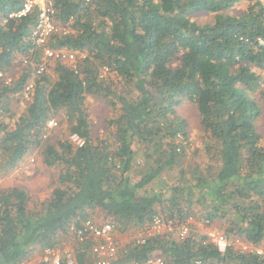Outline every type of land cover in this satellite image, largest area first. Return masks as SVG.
<instances>
[{
	"label": "trees",
	"instance_id": "obj_1",
	"mask_svg": "<svg viewBox=\"0 0 264 264\" xmlns=\"http://www.w3.org/2000/svg\"><path fill=\"white\" fill-rule=\"evenodd\" d=\"M246 3L243 12L229 11ZM53 49L79 54L56 63L54 77L38 76L26 108L10 126V97L33 73L0 86V176L32 150L52 170L43 200L9 187L0 191V264H22L44 249L70 247L75 264H94L92 242L77 243L70 229L100 216L116 234H144L157 216L175 227L189 218L220 222L229 241L264 244V3L260 0H54ZM20 0H0V69L29 48L36 20L12 14ZM213 14L211 23L192 20ZM112 110L109 138L93 139L87 97ZM192 103L206 135L189 170L161 181L187 156L186 122L176 114ZM66 123L68 138H43L51 119ZM78 136L84 144L69 140ZM134 238V237H133ZM135 239L118 263L264 264V255L230 245L223 253L203 233L176 232Z\"/></svg>",
	"mask_w": 264,
	"mask_h": 264
},
{
	"label": "built area",
	"instance_id": "obj_2",
	"mask_svg": "<svg viewBox=\"0 0 264 264\" xmlns=\"http://www.w3.org/2000/svg\"><path fill=\"white\" fill-rule=\"evenodd\" d=\"M20 2V10L11 16L19 18L33 11L36 13L35 23L28 35V53L22 55L20 59L24 69L31 68L33 74L37 77L46 72L47 65L50 62L73 65L79 58H83V54L67 49H53L49 46L48 42L51 36L58 33L56 22L57 10L54 0H20ZM62 32H66L65 29ZM10 83L11 79L6 76L3 69H0V86H9ZM34 83L33 79H29L22 87L21 93L27 103L34 89ZM52 126H56V122L53 119L46 123V128ZM69 140L75 146L81 147L84 144L83 140L76 135L70 136ZM196 231H201L205 234L208 241L221 253L232 245L241 251H255L261 254L256 247L238 238L229 241L223 233L214 228L207 220L198 221L194 218H189L184 224L175 227L172 222H165L156 216L149 230L144 234L135 233L134 239L140 245L144 243L146 236L151 237L162 232H176L178 237L183 239L190 233H196ZM70 233L77 243L92 242L90 251L94 256V264H138L136 262L118 263L121 249L118 246L113 226L109 223H96L92 220H86L79 228L72 227ZM27 262H23L22 264H27ZM39 264H75L74 253L71 251V248L63 250L59 248L44 249L39 258ZM143 264H165V262L159 256H152Z\"/></svg>",
	"mask_w": 264,
	"mask_h": 264
},
{
	"label": "rangeland",
	"instance_id": "obj_3",
	"mask_svg": "<svg viewBox=\"0 0 264 264\" xmlns=\"http://www.w3.org/2000/svg\"><path fill=\"white\" fill-rule=\"evenodd\" d=\"M264 3V0H260ZM246 3H240L232 8L229 13L230 14H239L244 11L246 7ZM214 19L213 14L208 13H198L193 16L192 20L195 21L199 25L211 23ZM58 33L63 31V27L60 25L57 26ZM57 33V34H58ZM15 61L7 70H5L6 76L11 79V83L9 86L13 87L16 85L24 73H26V69L21 65L20 59ZM56 63L50 62L47 65L46 72L44 74L50 76V78L54 77L53 69ZM41 76V75H40ZM38 78L32 73L31 76L27 78L33 79L34 82ZM27 102L24 100L22 93H18L13 97H10V114H13L14 117L9 118V114L5 115V122L10 126L13 124L15 118L20 115L26 108ZM87 108L89 111V121L92 127V138L93 139H105L109 138V133L105 129V122L107 119L112 117L113 113L111 108L108 106L107 102L103 99H99L93 96L87 97ZM264 109V106H262ZM176 114L182 120L186 122V139L185 144L187 146L186 152V160L181 167L175 168L168 175L164 174L161 181H171L176 178L178 174L181 173V170L186 171L189 170L193 165V159H197L196 151H201L203 149V144L206 141V135L202 130L200 125V117L197 112L196 107L188 102L183 101L177 108ZM56 122V126H52L50 128H46L44 130L43 138L49 139L51 142L55 140V138L67 139L66 133V123L60 122L59 119H53ZM258 133L262 136V142L264 143V119L263 113L262 116L258 119L257 122ZM54 177L52 170L47 169L43 166L41 162V156L39 150L30 151L24 159L20 162L19 166L8 173L5 176H0V191L9 187H17L23 191H25L30 197L34 200H43L46 195L51 191L54 186ZM96 223H101L100 216L95 215L92 219ZM214 228L223 233L220 222H214L212 224ZM196 233H202L201 231H196ZM224 234V233H223ZM225 235V234H224ZM132 231L127 232L125 234H117V242L120 249L126 245L127 242H130L133 238ZM70 248V247H67ZM258 251L264 255V244H261L256 248ZM41 257V253H38L27 262V264H39V258Z\"/></svg>",
	"mask_w": 264,
	"mask_h": 264
},
{
	"label": "crops",
	"instance_id": "obj_4",
	"mask_svg": "<svg viewBox=\"0 0 264 264\" xmlns=\"http://www.w3.org/2000/svg\"><path fill=\"white\" fill-rule=\"evenodd\" d=\"M115 237H116V239H117V234L115 233Z\"/></svg>",
	"mask_w": 264,
	"mask_h": 264
},
{
	"label": "clouds",
	"instance_id": "obj_5",
	"mask_svg": "<svg viewBox=\"0 0 264 264\" xmlns=\"http://www.w3.org/2000/svg\"><path fill=\"white\" fill-rule=\"evenodd\" d=\"M68 65V64H67Z\"/></svg>",
	"mask_w": 264,
	"mask_h": 264
}]
</instances>
